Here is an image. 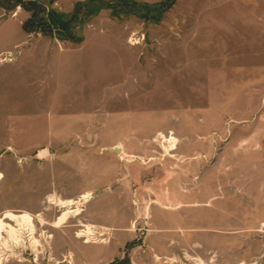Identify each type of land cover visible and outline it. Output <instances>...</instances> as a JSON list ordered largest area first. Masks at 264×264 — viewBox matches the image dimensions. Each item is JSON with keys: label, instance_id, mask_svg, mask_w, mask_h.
Instances as JSON below:
<instances>
[{"label": "rangeland", "instance_id": "374dc122", "mask_svg": "<svg viewBox=\"0 0 264 264\" xmlns=\"http://www.w3.org/2000/svg\"><path fill=\"white\" fill-rule=\"evenodd\" d=\"M19 1L0 0V215L34 214L41 245L4 264H264V0ZM82 54L83 80L47 68ZM86 192L55 228L51 199Z\"/></svg>", "mask_w": 264, "mask_h": 264}, {"label": "bare ground", "instance_id": "6f19581e", "mask_svg": "<svg viewBox=\"0 0 264 264\" xmlns=\"http://www.w3.org/2000/svg\"><path fill=\"white\" fill-rule=\"evenodd\" d=\"M6 61V59H3ZM2 60V62H3ZM172 139H174L172 137ZM176 140L171 141V148H176ZM120 149L119 152L122 151L120 146L114 147ZM50 154V150L45 148L40 152L41 156H45ZM3 174L0 172V180L2 179ZM92 198V194L90 192L84 193L77 199L69 198V199H59L53 200L52 204H56L62 208L60 216L57 218L55 224L53 225L55 228H60L64 226L69 220L73 217H77L83 212V204L88 202ZM41 222V221H40ZM15 223V224H14ZM36 232V217L34 214L28 211L22 212H14L7 211L0 215V242L6 247L4 250H0V264H4L6 260V251H13V248L10 244L13 242L15 246H22L24 243L28 241L31 243L32 247L38 250V247L41 245V241L37 237ZM94 235V231L89 225H86V228L81 230L78 233V237L87 236L89 239L86 241L87 243H98L97 240L92 241V237ZM91 238V239H90ZM98 239V238H97ZM100 242V241H99ZM14 246V247H15ZM205 264V263H202Z\"/></svg>", "mask_w": 264, "mask_h": 264}, {"label": "crops", "instance_id": "0c3cea01", "mask_svg": "<svg viewBox=\"0 0 264 264\" xmlns=\"http://www.w3.org/2000/svg\"><path fill=\"white\" fill-rule=\"evenodd\" d=\"M86 42V41H85ZM14 44V43H13ZM12 44V45H13ZM75 45V46H74ZM76 45L77 44H72V45H70V46H67L65 49H64V53L65 54H72V53H74V52H81V53H86V54H90V51L89 50H85V49H81V48H77V47H79V46H77L76 47ZM92 45V48H96V45L94 44V46H93V43L91 44ZM9 46H11V45H9ZM8 46V47H9ZM91 50V49H90ZM34 51V50H33ZM87 57H89V56H87ZM64 58V57H63ZM73 59V60H72ZM80 61H78V60ZM85 58H84V56H83V54L81 55V56H79L78 58H76V57H71V56H66L65 58H64V60H61L60 62H56V64H54V62H53V64L52 65H50V62H49V64H48V66H47V68H48V70H49V72H50V70H58V69H60V70H62L63 72L65 71V70H67V78H70V79H84L86 76H87V74L84 72L83 73V75H81L80 73H79V69L80 68H82V67H84V68H86L85 67V62H86V60H84ZM57 66V67H56ZM32 67V66H31ZM70 68H72V70H71V73H73V74H71L70 73ZM89 69H90V67H89ZM66 72V71H65ZM51 73V72H50ZM70 73V74H69ZM77 84H78V82H77ZM78 86H83V88H85V86L87 87L86 89L88 90V89H91V88H94L92 85H91V82H89L88 83V85L87 84H85V85H81V84H79ZM84 90V92H82L83 94H86L87 92L89 93L91 90ZM62 93H64L65 95L67 94L68 96H78L79 94H80V92H77V91H74L73 89H68V92L66 91V89H64V92L62 91ZM81 93V94H82ZM30 94H33L32 93V91L30 92ZM67 99V98H66ZM68 99H70V98H68ZM67 99V101H70V100H68ZM65 100V99H64ZM72 100V99H71ZM62 103H64V101H63V99H62Z\"/></svg>", "mask_w": 264, "mask_h": 264}, {"label": "built area", "instance_id": "2783aa9c", "mask_svg": "<svg viewBox=\"0 0 264 264\" xmlns=\"http://www.w3.org/2000/svg\"><path fill=\"white\" fill-rule=\"evenodd\" d=\"M141 40H142V37H136V38L133 37V38H131L130 42H133L132 44H136V43L138 44V43H140Z\"/></svg>", "mask_w": 264, "mask_h": 264}, {"label": "water", "instance_id": "95a60500", "mask_svg": "<svg viewBox=\"0 0 264 264\" xmlns=\"http://www.w3.org/2000/svg\"><path fill=\"white\" fill-rule=\"evenodd\" d=\"M110 150H113V151H115V152H119L120 151V149H118V148H110Z\"/></svg>", "mask_w": 264, "mask_h": 264}, {"label": "trees", "instance_id": "16d2710c", "mask_svg": "<svg viewBox=\"0 0 264 264\" xmlns=\"http://www.w3.org/2000/svg\"><path fill=\"white\" fill-rule=\"evenodd\" d=\"M19 2H21V0L19 1ZM33 5H36V4H33ZM34 16H35V14H34ZM33 24V23H32ZM61 26H67V24H65V23H63Z\"/></svg>", "mask_w": 264, "mask_h": 264}]
</instances>
